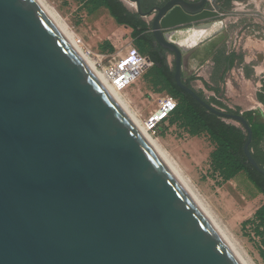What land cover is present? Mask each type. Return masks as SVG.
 Segmentation results:
<instances>
[{
  "label": "water",
  "instance_id": "obj_1",
  "mask_svg": "<svg viewBox=\"0 0 264 264\" xmlns=\"http://www.w3.org/2000/svg\"><path fill=\"white\" fill-rule=\"evenodd\" d=\"M174 57L168 33L222 22L217 0H127ZM143 22V21H142ZM0 264H241L33 0H0Z\"/></svg>",
  "mask_w": 264,
  "mask_h": 264
},
{
  "label": "rangeland",
  "instance_id": "obj_2",
  "mask_svg": "<svg viewBox=\"0 0 264 264\" xmlns=\"http://www.w3.org/2000/svg\"><path fill=\"white\" fill-rule=\"evenodd\" d=\"M73 34L82 41V49L95 62L99 70L117 68L131 48L147 56L156 49L155 42L140 48L131 37V29L118 25L104 8L92 10L88 0H42ZM134 12L127 0H121ZM240 15H223L222 31L226 41L239 53H248L249 58L264 55V0L236 1L228 6ZM145 21L149 23L150 19ZM220 23V22H219ZM259 44H255V43ZM255 45L258 48H255ZM192 50L191 52H193ZM185 52V57L191 55ZM202 56V54H201ZM167 65L173 69L174 57L165 53ZM203 57V56H202ZM196 69H194L195 71ZM110 71V70H108ZM113 71V69H112ZM152 66L145 74L130 82L123 90L131 108L140 120L145 121L168 98H173L164 85H155L158 79ZM198 94L212 107L224 112H233L235 106L227 100L211 96L197 90ZM227 109H220L225 107ZM176 116L169 115L150 132L152 138L165 154L170 164L184 180L191 193L210 213L220 229L246 264H264V230L257 234L253 220L255 212L264 204L263 196L252 190L245 173L237 174L232 180L223 181L212 164L211 154L215 146L205 134L191 135L180 125ZM148 120L145 122L147 125ZM229 125L244 129L237 123L225 121ZM254 154L264 156L263 139L255 143ZM264 166V158H259Z\"/></svg>",
  "mask_w": 264,
  "mask_h": 264
},
{
  "label": "trees",
  "instance_id": "obj_3",
  "mask_svg": "<svg viewBox=\"0 0 264 264\" xmlns=\"http://www.w3.org/2000/svg\"><path fill=\"white\" fill-rule=\"evenodd\" d=\"M88 2L92 10L104 8L118 25L131 29L132 39L142 41V43L137 44L140 48L151 41L154 42L144 22L139 19L136 13L128 11L120 0H88ZM165 53L157 46L156 49L148 53L147 57L153 63L154 72L158 76L154 84H162L168 88L174 97L172 99L176 102L175 108L167 117L169 115L176 116L175 118L180 121V125L193 136L205 134L209 137L215 146V150L211 154V161L223 181L232 180L237 174L243 172L246 174L249 183L264 198V176L257 173L248 164L242 152L247 138L246 132L243 133L241 129L210 114L178 89L173 81V69L170 70L167 65ZM185 84L189 86V83L186 82ZM242 117L247 121L252 132V142L249 147L252 157L263 168L259 158H264V156L255 155L254 148L257 140L264 137V124L254 123L249 114H243ZM248 223L255 224L257 234L262 235L259 230H264V204L255 212L253 220L248 221Z\"/></svg>",
  "mask_w": 264,
  "mask_h": 264
},
{
  "label": "crops",
  "instance_id": "obj_4",
  "mask_svg": "<svg viewBox=\"0 0 264 264\" xmlns=\"http://www.w3.org/2000/svg\"><path fill=\"white\" fill-rule=\"evenodd\" d=\"M124 6L132 13L127 5ZM146 19L141 21L147 23ZM187 52H191V55L185 57L183 54L181 71L184 83H189L197 94V90H201L232 103L235 106L232 113L249 114L254 123L264 124V55L249 58L248 53L243 50L239 53L226 41L225 36L218 34ZM250 186L257 196H262Z\"/></svg>",
  "mask_w": 264,
  "mask_h": 264
},
{
  "label": "bare ground",
  "instance_id": "obj_5",
  "mask_svg": "<svg viewBox=\"0 0 264 264\" xmlns=\"http://www.w3.org/2000/svg\"><path fill=\"white\" fill-rule=\"evenodd\" d=\"M33 1L44 13V15L55 27V29L59 32V34L63 37V39L67 42V44L71 47V49L80 58V60L85 64V66L89 69V71L98 80L101 86L105 89L108 95L112 98V100L119 107V109L122 111L125 117L129 120V122L132 124L135 130L142 137V139L166 164V166L169 168V170L172 172V174L175 176V178L178 180V182L181 184V186L184 188V190L193 200L195 205L198 207V209L201 211L204 217L208 220V222L213 226V228L217 231V233L221 236V238L225 241V243L228 245V247L237 257L240 263L246 264L244 260L240 257V255L235 251L232 244L225 236L223 231L220 229L219 225L216 223L214 218L203 207L204 205L202 206L199 200H197L196 197L191 193L190 189L185 183L186 181L184 182V180L181 178V176L178 174L175 168L171 165L172 163L170 164L168 158H166L165 154L162 152L157 142L152 138L150 134L149 128L145 122L147 120L151 122H156L158 119L165 118L170 113L168 112L170 110V105L166 104L165 102L160 106L159 109L155 110L149 116L148 119H146L145 121L140 120L137 113L131 108L128 99L123 95L122 90L117 89L114 85V81L116 80L124 81L129 77V74L127 73L134 70L131 64L126 65V68H124L122 72L120 71L114 72L115 70H113L112 72L114 76H110L108 70H99L96 67L95 62L92 61L88 57V55L83 51L82 46L76 44L74 34L57 19L55 14L43 3V1L42 0H33ZM222 29L223 27L221 23L214 22L198 28L183 29L180 31L168 33L166 37L170 42H173L176 45H178L182 49V51L187 52L188 50L192 49L193 47L203 42L204 40L218 34L220 31H222ZM125 59L122 61V63L125 61ZM116 69H119L118 66Z\"/></svg>",
  "mask_w": 264,
  "mask_h": 264
},
{
  "label": "built area",
  "instance_id": "obj_6",
  "mask_svg": "<svg viewBox=\"0 0 264 264\" xmlns=\"http://www.w3.org/2000/svg\"><path fill=\"white\" fill-rule=\"evenodd\" d=\"M75 42L77 45L82 46V41L80 39L76 38ZM128 64H131L132 68H134V70L127 73V74H129V77L124 81H118V80L114 81L115 87L119 90H123L124 87H126L130 81L132 82V80H135L136 78L145 74L153 66V63L149 60V58L147 56H142L141 54H139L137 49L131 48L127 52V56H126L125 61L123 63L120 61L119 65H118L119 69H116V67H115L116 65L108 68V70H110L109 71L110 76H114L112 69L115 70L114 72H116V71L122 72L123 69L126 68V65H128ZM164 102H166V104L170 105V110L168 112H172V110L176 106V102L171 98H168ZM165 118H163V119L161 118L162 120L158 119L156 122L148 121L147 126L149 128V131L150 132L153 131L155 129V126L158 123H160L161 121H163Z\"/></svg>",
  "mask_w": 264,
  "mask_h": 264
},
{
  "label": "flooded vegetation",
  "instance_id": "obj_7",
  "mask_svg": "<svg viewBox=\"0 0 264 264\" xmlns=\"http://www.w3.org/2000/svg\"><path fill=\"white\" fill-rule=\"evenodd\" d=\"M236 1H242V0H217V4L220 5L221 10L224 12V11H229V9H227L228 6L230 4H233ZM132 13H135V12L132 11Z\"/></svg>",
  "mask_w": 264,
  "mask_h": 264
}]
</instances>
